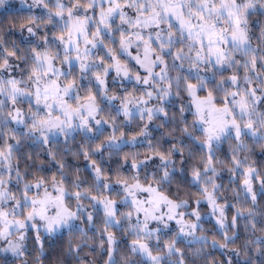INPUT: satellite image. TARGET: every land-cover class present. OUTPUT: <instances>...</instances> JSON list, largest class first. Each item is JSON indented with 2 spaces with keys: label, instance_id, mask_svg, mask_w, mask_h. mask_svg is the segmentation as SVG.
Listing matches in <instances>:
<instances>
[{
  "label": "clouds",
  "instance_id": "clouds-1",
  "mask_svg": "<svg viewBox=\"0 0 264 264\" xmlns=\"http://www.w3.org/2000/svg\"><path fill=\"white\" fill-rule=\"evenodd\" d=\"M0 264H264V0H0Z\"/></svg>",
  "mask_w": 264,
  "mask_h": 264
},
{
  "label": "snow or ice",
  "instance_id": "snow-or-ice-1",
  "mask_svg": "<svg viewBox=\"0 0 264 264\" xmlns=\"http://www.w3.org/2000/svg\"><path fill=\"white\" fill-rule=\"evenodd\" d=\"M213 35H214V34H212V33L209 34V39H210V41H211Z\"/></svg>",
  "mask_w": 264,
  "mask_h": 264
}]
</instances>
